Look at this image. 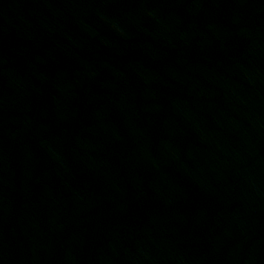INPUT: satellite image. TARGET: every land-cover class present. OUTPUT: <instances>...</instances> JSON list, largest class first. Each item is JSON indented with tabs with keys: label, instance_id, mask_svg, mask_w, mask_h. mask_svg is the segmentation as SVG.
<instances>
[{
	"label": "water",
	"instance_id": "95a60500",
	"mask_svg": "<svg viewBox=\"0 0 264 264\" xmlns=\"http://www.w3.org/2000/svg\"><path fill=\"white\" fill-rule=\"evenodd\" d=\"M0 264H264V0H0Z\"/></svg>",
	"mask_w": 264,
	"mask_h": 264
}]
</instances>
